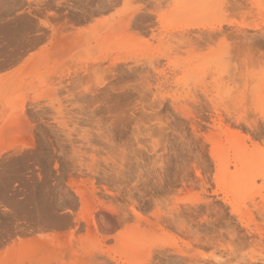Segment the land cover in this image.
I'll return each mask as SVG.
<instances>
[{
    "label": "rangeland",
    "instance_id": "1",
    "mask_svg": "<svg viewBox=\"0 0 264 264\" xmlns=\"http://www.w3.org/2000/svg\"><path fill=\"white\" fill-rule=\"evenodd\" d=\"M0 264H264V0H0Z\"/></svg>",
    "mask_w": 264,
    "mask_h": 264
},
{
    "label": "water",
    "instance_id": "2",
    "mask_svg": "<svg viewBox=\"0 0 264 264\" xmlns=\"http://www.w3.org/2000/svg\"><path fill=\"white\" fill-rule=\"evenodd\" d=\"M103 224H99V231L102 233H106L108 235H112L117 230L116 222L108 215H103Z\"/></svg>",
    "mask_w": 264,
    "mask_h": 264
},
{
    "label": "bare ground",
    "instance_id": "3",
    "mask_svg": "<svg viewBox=\"0 0 264 264\" xmlns=\"http://www.w3.org/2000/svg\"><path fill=\"white\" fill-rule=\"evenodd\" d=\"M225 8V7H224ZM101 215V214H100ZM111 217V216H110ZM101 220H102V218H101ZM101 220H98V224H103V223H101ZM114 235V234H113Z\"/></svg>",
    "mask_w": 264,
    "mask_h": 264
}]
</instances>
